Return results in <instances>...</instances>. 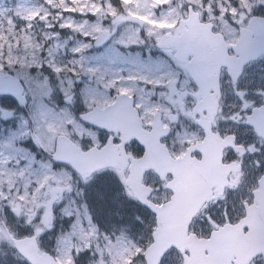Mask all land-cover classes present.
Wrapping results in <instances>:
<instances>
[{
    "label": "snow or ice",
    "instance_id": "1",
    "mask_svg": "<svg viewBox=\"0 0 264 264\" xmlns=\"http://www.w3.org/2000/svg\"><path fill=\"white\" fill-rule=\"evenodd\" d=\"M0 264H264V0H0Z\"/></svg>",
    "mask_w": 264,
    "mask_h": 264
}]
</instances>
